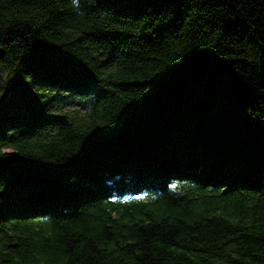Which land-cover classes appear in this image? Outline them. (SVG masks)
<instances>
[{
  "label": "trees",
  "instance_id": "1",
  "mask_svg": "<svg viewBox=\"0 0 264 264\" xmlns=\"http://www.w3.org/2000/svg\"><path fill=\"white\" fill-rule=\"evenodd\" d=\"M0 49V264H264V0H0Z\"/></svg>",
  "mask_w": 264,
  "mask_h": 264
},
{
  "label": "rangeland",
  "instance_id": "2",
  "mask_svg": "<svg viewBox=\"0 0 264 264\" xmlns=\"http://www.w3.org/2000/svg\"><path fill=\"white\" fill-rule=\"evenodd\" d=\"M65 110L68 111V112H71V111H73V110H76V108H75V107H68V108H66Z\"/></svg>",
  "mask_w": 264,
  "mask_h": 264
},
{
  "label": "water",
  "instance_id": "3",
  "mask_svg": "<svg viewBox=\"0 0 264 264\" xmlns=\"http://www.w3.org/2000/svg\"><path fill=\"white\" fill-rule=\"evenodd\" d=\"M4 51L0 49V59L3 57Z\"/></svg>",
  "mask_w": 264,
  "mask_h": 264
}]
</instances>
